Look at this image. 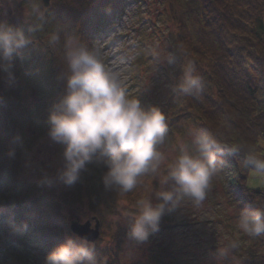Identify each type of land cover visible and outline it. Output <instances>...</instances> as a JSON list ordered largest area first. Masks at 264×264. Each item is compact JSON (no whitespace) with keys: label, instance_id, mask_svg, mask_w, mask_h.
Here are the masks:
<instances>
[{"label":"trees","instance_id":"trees-1","mask_svg":"<svg viewBox=\"0 0 264 264\" xmlns=\"http://www.w3.org/2000/svg\"><path fill=\"white\" fill-rule=\"evenodd\" d=\"M12 1L26 10L27 17H13L10 26L24 30L31 43L14 58L11 77L0 70V242L13 248L17 255L14 264H45L55 247L68 238H77L69 230L68 210L83 206L103 221L119 200L125 204L127 227L116 230L107 246L103 245L101 232L93 245L100 264H126L120 258L122 244L129 239L138 201L148 198L149 174L141 177L131 192L117 193L105 188L102 177L106 168L95 158L80 170L75 184H64L62 189L53 184L46 186L38 175L25 176V172L30 162L28 152L48 137L50 110L65 89L62 43L48 47L50 35L60 28L61 42L72 34L96 47L100 32L121 16L128 1L51 0L47 8L39 0ZM162 3L164 20L174 28L172 53L178 69L166 105L168 137L160 146L170 147L192 123L225 146H254L264 154V0ZM34 4L44 12L43 19L28 15ZM189 60L204 84L197 96L172 91ZM140 61L134 65L137 70ZM30 88L36 101L31 99ZM135 94L131 96L137 97ZM240 159L225 148L219 170L224 177L223 194L234 207L236 218L241 210L252 211L264 203V189L251 188L247 183L254 170L243 168ZM251 240L250 251L264 247V232ZM30 248H38L41 254L31 260ZM158 252L161 258L155 264H183L164 246H159ZM249 264H264V256Z\"/></svg>","mask_w":264,"mask_h":264},{"label":"clouds","instance_id":"clouds-1","mask_svg":"<svg viewBox=\"0 0 264 264\" xmlns=\"http://www.w3.org/2000/svg\"><path fill=\"white\" fill-rule=\"evenodd\" d=\"M29 16L43 19L44 12L37 5ZM38 28V26L36 25ZM61 29L50 35L48 47L62 43L60 55L65 80L64 94L50 110L48 136L63 146V167L57 179L67 186L79 180L80 170L95 158L106 171L102 180L106 189L117 193L131 192L141 177L153 174L159 177L156 203L150 198L138 201V212L131 217L129 239L146 241L150 232L159 228L161 218L182 206L186 200L199 205L206 198L211 178L218 173L225 148L241 157L243 168L253 169L264 178V154L254 146L233 144L225 146L218 138L202 129L191 131L190 143L182 144L178 154L161 173L164 160L159 146L168 137L163 111L156 106L145 108L138 97H131L121 76L106 68L98 47L89 46L78 36L68 34L61 42ZM31 43L24 30L0 21V70L11 77L14 58ZM160 62L173 65L176 56L161 58ZM202 78L195 64L189 60L183 68V77L173 92L197 96L203 90ZM52 178L43 176L40 183L50 185ZM238 228L256 237L264 232V203L255 210H241ZM235 241L219 247L220 260L232 257ZM45 264H100L94 245L83 238H68L46 257Z\"/></svg>","mask_w":264,"mask_h":264},{"label":"rangeland","instance_id":"rangeland-1","mask_svg":"<svg viewBox=\"0 0 264 264\" xmlns=\"http://www.w3.org/2000/svg\"><path fill=\"white\" fill-rule=\"evenodd\" d=\"M127 1L121 16L100 32L96 47L101 51L106 68L121 76L127 93L131 96L136 92L135 95L142 105L147 108L159 107L166 118V105L178 62L173 65L160 62L153 53L159 51L161 58L174 54L171 41L174 28L162 15L163 0H143L141 3H136L135 0ZM39 3L45 8L41 0ZM13 17L26 20V10L12 0H0V21L10 25ZM139 59L141 61L137 70L134 65ZM30 90L31 99L36 101L34 90L32 88ZM190 124L188 132L182 134L183 136H176L170 147L159 146V151L164 156L160 165L161 173L167 171V165L178 154L180 146L190 143L191 131L195 129L194 124ZM31 131L29 129L28 133ZM28 153L30 162L25 176L35 174L41 180L47 175L52 178L51 184L62 189L64 183L56 177L64 164L63 146L48 136L38 141ZM221 173L218 171L211 178L206 198L199 205L186 200L182 206L166 212L161 218L158 230L150 232L146 241L124 239L120 253L121 260L126 264L136 262L155 264L161 258L158 252L159 246L166 247L169 254L181 259L183 264H249L264 256L263 246L250 251L253 248L251 237L238 228L235 209L223 194L224 177ZM149 175L151 179L148 182V198L156 203L155 191L160 187L159 177ZM247 183L251 188L264 189V178L255 171L250 172ZM124 205L118 200L117 206L113 209L118 213L113 214L114 212L110 210L103 221L83 206L74 207L68 210L67 221L85 223L90 220L92 228L94 221L91 217H96L99 221L97 239L102 232L103 245L107 246L116 230L127 227ZM233 241L237 243V248L233 250L232 257L220 260L217 256L219 247H224ZM4 244L0 242V264H14L17 255L13 253V248L10 249ZM28 252L31 260L41 254L38 248H30Z\"/></svg>","mask_w":264,"mask_h":264},{"label":"water","instance_id":"water-1","mask_svg":"<svg viewBox=\"0 0 264 264\" xmlns=\"http://www.w3.org/2000/svg\"><path fill=\"white\" fill-rule=\"evenodd\" d=\"M43 6L47 8L50 4V0H41ZM91 220L94 221V225L91 228L90 220H87L85 223H79L77 221H70L69 230L77 238L86 239L90 243H94L99 235V221L96 217H91Z\"/></svg>","mask_w":264,"mask_h":264}]
</instances>
